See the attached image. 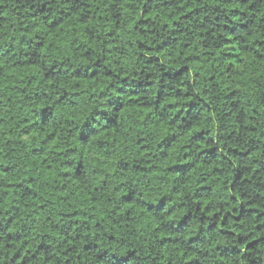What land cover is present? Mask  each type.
Wrapping results in <instances>:
<instances>
[{
    "label": "trees",
    "instance_id": "obj_1",
    "mask_svg": "<svg viewBox=\"0 0 264 264\" xmlns=\"http://www.w3.org/2000/svg\"><path fill=\"white\" fill-rule=\"evenodd\" d=\"M0 264H264V0H0Z\"/></svg>",
    "mask_w": 264,
    "mask_h": 264
}]
</instances>
